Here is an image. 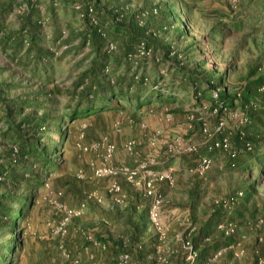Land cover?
<instances>
[{
	"label": "rangeland",
	"instance_id": "1",
	"mask_svg": "<svg viewBox=\"0 0 264 264\" xmlns=\"http://www.w3.org/2000/svg\"><path fill=\"white\" fill-rule=\"evenodd\" d=\"M263 4L264 0H0V85H6L0 94L3 161L9 159L11 146L1 136L8 128L6 107L21 108L9 99H32L40 89L58 91L55 104H44L51 109L40 112L52 117L40 144L52 166L29 160L27 172H16L22 180H33L0 178V203L23 209L13 228L8 217L0 215L5 264H67L70 260L112 264L98 237L122 238L128 230L124 219L131 202L138 212L145 205L149 208L150 226L143 240L159 235V251L164 252L159 264H165L176 243L219 211L218 229L236 243L214 254L210 264H264V165L260 168L255 159L245 167L248 153L235 164L229 152L216 144L228 137L230 147L240 146L233 136L249 113L251 135L257 150L264 152V83L253 91L257 97L250 102L256 104L255 110L241 101L222 120L218 110L212 111L207 100L197 98L182 77L186 69L211 70L222 74L234 93L264 76ZM138 9L145 11L138 23L146 28L143 37H153L147 38L151 47L129 31L121 35L122 28L115 27L122 13L130 16ZM89 18L101 22L100 33L113 52L108 73L116 78L136 72L148 81L133 86L131 92L138 95L115 98L102 111L74 112L78 95L87 86H79L84 72L102 60L88 35ZM25 26H30L29 31ZM33 26L40 33L39 47L55 54L43 63L29 62L36 59L29 38ZM57 30L62 36L55 41ZM143 43L145 53L139 51ZM127 44L136 49L129 55L134 64L125 60ZM158 85L163 93L154 91ZM31 111L26 108L23 115ZM21 118L17 116L15 122ZM204 157L210 159L208 164L202 163ZM102 166L115 173L96 176L95 170ZM114 185L120 190L114 191ZM149 192L161 201L157 222L151 218ZM4 193L26 201L20 206L1 202ZM239 210L242 215L233 216ZM124 256L122 260H130Z\"/></svg>",
	"mask_w": 264,
	"mask_h": 264
},
{
	"label": "trees",
	"instance_id": "2",
	"mask_svg": "<svg viewBox=\"0 0 264 264\" xmlns=\"http://www.w3.org/2000/svg\"><path fill=\"white\" fill-rule=\"evenodd\" d=\"M164 4L168 6V8H171L172 6L169 2ZM152 8L153 7H151V11L153 10ZM94 9L95 15L98 17V9H96V7H94ZM144 12L145 11L143 9H138L135 10V12H133L130 16L127 15L128 13L126 15L122 13V17L119 18L118 21H115V27L122 28L121 32H119L121 35L124 33L123 30H126L127 33L129 31L131 35L134 34L139 39L141 38V41H146L147 47H151L150 42L148 41L149 39L152 40L153 37H147L149 39L143 37L146 35V33H143L146 28L145 26L138 23V17L144 14ZM152 14L154 13L152 12ZM231 21V23L234 24L233 19ZM1 23L2 18H0V25ZM28 28L30 29V26H28ZM28 28H25L26 32L29 31ZM99 28H101V26L94 24L93 21L90 20V30L88 35L91 39L92 45L96 46V51L99 52L100 58L102 60L100 63L94 62L93 65L84 72L83 78L79 82V86L84 84H87V86L84 91L78 95V105L73 109L74 112H77V110L90 113L102 111V108L105 106H110L111 101L115 98H125L127 96L134 97L138 95V91L131 92L133 86L137 83L144 84L148 81L146 76L143 75L139 77L138 73L136 72H134V74H132L130 77L128 76L127 72L123 76L116 78L112 77L108 73V62L110 60L109 58L111 57V53L113 52L108 50V40L105 42L106 38L102 37ZM139 32H141L142 37L138 35ZM153 34L155 35V31ZM60 36H62V31L57 30L55 32L54 40L56 41L58 37L60 38ZM155 36H157V34ZM29 38L31 49L36 50V59H29V62L38 64L49 60L46 59V57H55L54 52L45 47H39L38 43L40 41V33L38 32V28L36 29L35 26H33V30L30 31ZM18 43H20L19 45H23L22 41H19ZM135 50V48H132V45L127 44L125 50V60H127L126 62L129 64L135 63L134 59L132 60L129 58V55L135 52ZM169 64L172 65V69L175 67L177 68V66L172 62H169ZM199 66L197 68H199ZM178 70H180V68ZM182 77L183 83L185 85H187L186 83H189L190 86H188V88L190 90H192V88L194 89L195 94L198 96L197 98L200 100H207L212 108V111L215 109L218 110L219 113L217 115L220 117V119H225V115L229 112V110L234 111L238 109V105L241 101L245 102V107L249 108V106H251V109L255 110L257 107L253 99V103L250 102L251 98L257 97L254 95L253 91L259 89V87L264 83V76H259L254 81L249 82L245 87L232 93L230 89L226 87L225 78L223 75L214 74L211 70L189 71L186 69L183 70ZM128 82L129 85L126 88L125 84ZM5 87L6 85H0V94H2V89ZM216 90H218L217 94L215 93L217 92ZM56 91V87H53L50 90L40 89V91H37V93L34 94L32 99L24 100L19 99L18 97L9 99V102H16V104L20 105L21 108L13 109L6 107V120L8 122V128L1 136L9 140V144L11 146L7 150V154L9 155V159L7 161H3V155H0L1 179H9L15 182L18 181L20 183L33 180H22L23 177H21L19 173L16 172L18 169L22 170V173L27 172V163L29 160H34L37 163L43 162L44 165L47 163L48 165H45L47 168L49 165L52 166L53 162H51L50 159L44 155L46 151H44V149L40 146L41 142L45 140L44 136H46V133L44 130H46L47 126L50 125V118L52 117H49L45 113L40 114V112L43 109H51L49 106L44 105L45 103L55 104V95L58 94V91ZM154 91L157 94L164 92L162 91V87L159 85ZM77 93L78 92L76 90L75 94ZM166 94L168 98H172V93H170V91H166ZM42 96L45 97L43 101L40 100ZM163 100L166 102H171V99ZM26 108H32V111L27 115H23V111H25ZM17 110L20 111L18 112ZM70 110L67 111V114H70ZM17 116L22 117L18 123L15 122ZM248 117L251 118L249 113ZM248 117L246 116V120L241 121V123L239 122V128L234 133L233 137L238 139L240 146L235 148L238 153L236 158L232 159L230 157V160L237 164L239 157L243 153H248L250 155V159H247L245 163H243L244 166L247 167L250 161L253 160L252 162H254V160L257 159L258 161H255V163L259 164L260 168H263L264 152L257 150L256 142L253 139L254 135H251L250 132L252 129V124L250 123V119L248 120ZM24 126H27L28 131L22 128ZM248 144H250L252 149L248 148ZM253 153L254 158L252 157ZM32 174L33 173H30L31 176ZM36 181L40 182L39 179ZM3 201L12 202L16 206H20L21 201H26V198L24 199L23 197L12 193H4L1 197V202ZM137 207L138 206L134 205L133 202L129 203L126 209L128 214L124 219L128 230L124 232L121 239H114L112 237H98L100 242H104L107 257L112 264L160 263L159 257L164 252L161 250L159 251L161 246L159 235H152L148 242L143 240L144 234L147 233L150 226L149 208L145 205L143 210L138 212ZM20 209L21 208L15 207L8 208V206L2 205L0 203V215H5L8 217L10 228L15 227L17 220L22 215L23 209L21 211ZM242 213V210H239L238 212H233L232 214L233 216H240ZM134 215L135 218H133ZM221 217L222 215L220 214V211L215 213L208 222L197 226L192 233L187 234V237L176 243L172 249L173 253H169L167 257L165 256V264H210V260L214 254L235 244L236 241L232 239L231 235H226L225 231L218 229L219 225L222 223ZM4 250L5 247L0 244V264L6 263V256H4L2 253ZM122 255L129 256L130 260H122ZM149 258L151 259L149 260Z\"/></svg>",
	"mask_w": 264,
	"mask_h": 264
},
{
	"label": "built area",
	"instance_id": "3",
	"mask_svg": "<svg viewBox=\"0 0 264 264\" xmlns=\"http://www.w3.org/2000/svg\"><path fill=\"white\" fill-rule=\"evenodd\" d=\"M237 1V0H235ZM91 12H93V8H91ZM93 16V15H92ZM94 17V16H93ZM95 18V17H94ZM93 18V21L95 22V19ZM95 24L97 25L98 22ZM99 31L101 32V29H99ZM112 45V43H111ZM111 47V46H110ZM116 47V46H115ZM114 45H112V48L111 49H114L115 48ZM145 43H143L141 45V47L139 48V51H141L142 53H145ZM222 126H224V122H221L220 123V129L222 128ZM219 142V141H218ZM217 146H219L220 148H223L225 150H227L229 152V155L232 159H235L236 156H237V151L235 149H233L232 147H230V141H229V138L226 137L224 139H222L219 143H216ZM248 148L249 149H252L250 144H248ZM210 162V159H208L207 157H204V159L202 160V163L203 164H208ZM233 166H235V164H233ZM115 171L114 169H112L111 167H108V166H102V167H99L95 170V175L98 176V177H102V176H107V175H110V174H114ZM114 191H119L120 190V187L119 186H115L113 187ZM150 194H152L151 192H149ZM157 197H155V194L153 195L152 194V209H151V218H152V221L154 222H157V219L159 218V212H160V209H161V201L156 199ZM69 219L70 218H67L66 219V222L68 223L69 222ZM123 258H129V256L125 255ZM67 264H77V262L73 261V260H70Z\"/></svg>",
	"mask_w": 264,
	"mask_h": 264
}]
</instances>
